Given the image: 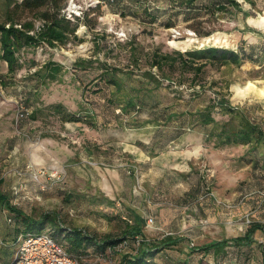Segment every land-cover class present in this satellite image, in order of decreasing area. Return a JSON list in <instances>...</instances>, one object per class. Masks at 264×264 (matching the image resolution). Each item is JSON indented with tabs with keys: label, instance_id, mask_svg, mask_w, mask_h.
I'll use <instances>...</instances> for the list:
<instances>
[{
	"label": "rangeland",
	"instance_id": "obj_1",
	"mask_svg": "<svg viewBox=\"0 0 264 264\" xmlns=\"http://www.w3.org/2000/svg\"><path fill=\"white\" fill-rule=\"evenodd\" d=\"M238 1L240 8L231 6L229 12L214 14L201 6L184 11L174 0H67L66 10L82 12V15L91 6L98 7L89 12L87 21L81 22L77 31L79 40L72 39L56 47L42 44L24 51L23 60L27 62L35 59L40 65L49 60L63 64L64 70L57 80H42L36 73L40 65L24 68L9 76L10 79L0 76V100L4 101L0 134L32 139L38 145L44 137L50 136L59 145L69 148L64 149L65 156L76 154L80 158L74 162L65 160L64 170H57L55 179L43 176L36 181L33 177L36 166L27 170L22 167L0 170V190L15 209L6 207L7 212L13 215H18L16 211L25 212L36 220L51 214L66 227L80 228L98 239L123 238L126 218L132 219L129 223L132 225L136 223V215L146 221L153 217L152 226L145 225L148 239L179 238L177 245L164 251V258H155L156 264H167L170 259L177 264H258L256 259L248 257V249L242 254L232 249L226 259L196 249L225 234L215 219L217 212L208 202L219 195L214 190L217 172L211 170L207 162L200 164V170L189 171L187 178L183 176L179 183L172 182V170H141L136 161L128 160L130 168L137 165L139 170H123L126 160L120 158V152L125 135L150 138L156 127L151 124L139 130H126L125 127H133L148 117L147 112L146 116H139L144 112L137 108V118L124 114L117 98L109 101L114 87L104 78L107 68L110 72L111 68H118L125 74L129 93L132 87L144 82L142 74L148 66L144 56L158 47L164 51L201 49L209 45L234 50L245 48L258 56L254 57L256 61L246 60L240 66L229 68L208 67L204 81L206 89L210 90H223L226 83H230L233 104L251 106L253 118L264 125V0H253L255 4ZM4 10V0H0V21ZM194 30H214V33L198 37ZM131 42L137 46L141 57L138 65L133 63ZM78 61L84 64L78 65ZM213 81L218 84L212 87ZM10 83L16 87L11 89ZM35 87L38 91L32 97L31 90ZM21 95L33 113L39 110L38 122L33 125L30 124L35 121L33 113L24 120H16V100ZM58 103L69 112L79 114L82 124L72 131L60 127L59 116L52 112ZM93 121H99L101 130L94 128L92 133L87 128L86 124H94ZM166 131L165 139L172 136V129ZM110 137L115 142L112 160L104 154V138ZM89 151L93 157L86 158L84 155L89 156ZM7 152L3 150L2 154ZM245 177H241L242 185L247 183ZM15 186L19 188L18 193H14ZM218 199L221 204L229 203ZM242 220L246 221V217ZM61 242L67 248V243ZM126 244L121 242L117 250L131 251ZM119 262L120 254L108 249L106 256L89 251L80 264Z\"/></svg>",
	"mask_w": 264,
	"mask_h": 264
},
{
	"label": "trees",
	"instance_id": "obj_2",
	"mask_svg": "<svg viewBox=\"0 0 264 264\" xmlns=\"http://www.w3.org/2000/svg\"><path fill=\"white\" fill-rule=\"evenodd\" d=\"M248 1L255 4L253 0ZM174 2L184 11L196 10L201 6L214 14L220 11L229 12L231 6L241 7L238 0H174ZM66 3L67 0H4L5 10L0 21V58L7 61L9 74H16L24 68L40 65L35 59L29 62L23 60L26 49H34L42 44L56 47L67 44L72 39L79 40L77 31L81 22L87 21L89 12L96 10L98 5L91 6L82 17H77L73 21L63 14ZM26 14H31L33 17L30 18ZM38 20L45 23L41 31L36 32ZM31 31L35 33L32 34ZM194 32L198 37H208L214 33V30L205 32L194 30ZM130 51L133 63L138 65L141 57L133 42L130 44ZM144 57L148 65L142 74L144 82L139 83L136 88L132 87L129 93L122 92L126 81L125 74L118 68H111V72L108 68L106 70L105 82H109L114 87L110 100L117 98L124 114H133L132 117L137 118V108H140L144 115L146 111L152 122L154 120L164 127L161 132L162 138H166L164 133L167 129H172V136L167 140L191 128L204 131L208 143H212L215 147L241 144L248 145L251 150L264 152V125L253 118L250 106L233 104L229 90L230 83L227 82L223 90L217 88L210 90V88L206 89L204 81L208 67L221 69L240 66L246 60L256 61L254 57L258 58L257 55L247 52L245 48L234 50L209 45L201 49L193 48L185 51L175 49L164 51L158 47ZM77 64L83 65L84 62L78 61ZM63 70V64L49 60L41 64L36 73L44 81H54L59 78ZM217 84V81H213L211 86ZM200 103L202 108L197 107ZM38 111H34V118H37ZM52 112L63 121L82 120L79 114L69 112L61 103L55 104ZM0 198L5 200L9 209L15 210L7 197L5 199L0 193ZM16 212L22 217L21 224H18L19 234L41 232L51 223L49 227L53 236L58 241L64 240L68 251L82 259L91 250L106 256L107 250L110 249L111 253L120 254L118 264H155L156 257L163 256L167 248L177 245L179 241L174 236H167L160 241L148 239L144 231L146 219L137 215L135 224H129L132 223V219L126 220L127 229L123 238L107 236L98 239L80 228L66 227L51 214H45L41 219L36 220L20 211ZM256 228L257 226L250 227L245 235L233 238L232 242L215 241L196 249L203 250L204 253L214 249L216 257H219L220 254H224L227 246L253 243L252 235ZM128 239H132V242ZM123 241L127 243L125 247L129 246L131 251L117 250ZM248 257L253 258V255L250 253ZM260 257V264H264L263 250Z\"/></svg>",
	"mask_w": 264,
	"mask_h": 264
},
{
	"label": "crops",
	"instance_id": "obj_3",
	"mask_svg": "<svg viewBox=\"0 0 264 264\" xmlns=\"http://www.w3.org/2000/svg\"><path fill=\"white\" fill-rule=\"evenodd\" d=\"M8 70L7 61L0 58L1 79L2 77L10 79L9 76L15 75L9 74ZM9 86L10 88L16 87L11 83ZM127 89V86H123L122 92L124 94L125 92L128 93ZM31 91V95L34 97L38 89L35 87ZM3 105L4 101L0 100V116L4 114L1 108ZM197 107L202 108V104L200 103ZM250 109V113L252 114L254 109L251 106ZM132 115H129V117H132ZM142 115L146 116L144 114ZM36 119L38 118H35V121H31L30 124L33 125V123L38 122ZM59 122L58 125L67 131H72L77 125L82 124L80 121L68 122L61 119ZM93 123L86 124L92 133L94 128L101 130L99 121H93ZM151 124L153 127H156V130L150 138L144 139L138 136L129 138L125 135L124 140L122 139L120 158L126 160V166L123 170H129L130 163L128 160L136 161L141 170H172V182H178L183 180V176L187 178L189 171L200 170L199 167L203 161L207 162L211 170H216L217 172L214 180V183H216L214 190L219 195V198L229 202H222L221 204L218 197L208 199L209 205L217 212L215 218L217 223L225 231L224 235L222 234L217 239H211L209 243L222 240L232 242L233 238L245 235L250 227L257 226L252 235L253 243L227 246L224 254H220L219 257L221 256L226 259L232 249H235L238 254L239 252L242 254L245 249H248L253 255V259H256L258 264H260V254L262 250L264 251V245L261 242L264 239V195L262 194L264 191V152L251 150L248 145L241 144L215 147L212 143H208L204 131L192 130L191 128H188L187 132L167 140L162 138L161 135L162 130L160 129L164 127L159 123H155L154 120L152 122L148 117L143 118L137 125L125 127V129L128 131L139 130ZM104 141V149H106L104 151L105 158L112 160L115 142H113L111 137L108 140L104 138ZM64 149L69 150L67 146L63 144L59 145L50 136L44 137L41 144L38 145L32 139H15L11 138V136L0 134V170H18L19 167L27 170L30 166H36V168L46 167L48 170L56 171L64 170L63 164L65 160H72L74 162V160L80 158L76 154L75 156H73L74 154L65 156ZM3 150H7L8 152L2 154ZM91 152L89 151V156H84L86 158L93 157V153ZM137 165H132L130 170H139ZM94 168H97L95 164ZM210 168L207 170H210ZM244 174H246V177ZM241 177H245L248 184L242 185L240 183ZM0 180L1 185L2 179ZM27 181H29V178ZM177 182L175 183L178 184L179 182ZM0 193L4 198L7 197L1 190ZM7 206L5 200L3 201L0 198V261L4 264L11 263L19 248L18 227L20 225L18 224L22 222V217H19L16 213L13 215L7 212ZM22 213L34 218L30 214ZM243 217H246V221L242 220ZM10 219L11 222H9ZM210 252L215 254L214 249ZM160 257L164 258L165 254L158 258ZM167 264H177V262L173 260L171 262L170 259Z\"/></svg>",
	"mask_w": 264,
	"mask_h": 264
},
{
	"label": "built area",
	"instance_id": "obj_4",
	"mask_svg": "<svg viewBox=\"0 0 264 264\" xmlns=\"http://www.w3.org/2000/svg\"><path fill=\"white\" fill-rule=\"evenodd\" d=\"M63 14L73 21H75L77 17L83 16L82 12L73 10L67 11L66 8L63 9ZM44 23L45 22L42 20L36 21V32L41 31L44 27ZM31 33L34 34L35 31H31ZM16 105L17 121L24 120L33 113V109L27 106L26 98L23 95L16 100ZM33 170V177L36 181H40L43 176H47L49 179L58 177V171L56 170L48 171L42 167L33 168ZM45 187L46 185H43L42 189H45ZM13 189L14 193L19 192L18 187L15 186ZM262 194L264 195V191ZM9 222H11V219ZM153 223V217L147 219L148 226H152ZM18 242L19 248L9 264H80L82 261V258L72 255L64 244L53 236L51 228L49 227L37 233H20L18 235ZM261 242L264 245V239ZM0 264L4 263L0 261Z\"/></svg>",
	"mask_w": 264,
	"mask_h": 264
}]
</instances>
